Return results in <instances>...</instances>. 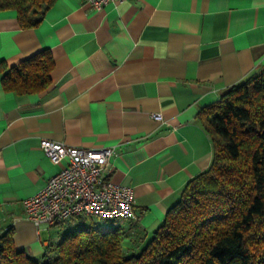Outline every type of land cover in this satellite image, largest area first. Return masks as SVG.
I'll list each match as a JSON object with an SVG mask.
<instances>
[{
    "label": "crops",
    "instance_id": "crops-1",
    "mask_svg": "<svg viewBox=\"0 0 264 264\" xmlns=\"http://www.w3.org/2000/svg\"><path fill=\"white\" fill-rule=\"evenodd\" d=\"M43 49L53 58L47 88L18 95L0 82V234L12 227L15 247L37 258L52 243L50 227L94 222L123 230L131 252L211 162L199 110L264 72V0H122L100 9L55 0L32 28L0 11V61L15 65ZM41 139L112 147L109 178L133 188L134 215L40 227L28 219L22 200L64 164L45 155Z\"/></svg>",
    "mask_w": 264,
    "mask_h": 264
},
{
    "label": "trees",
    "instance_id": "trees-1",
    "mask_svg": "<svg viewBox=\"0 0 264 264\" xmlns=\"http://www.w3.org/2000/svg\"><path fill=\"white\" fill-rule=\"evenodd\" d=\"M55 0H0L21 28L37 26ZM43 49L8 66L5 91L29 94L51 83ZM210 136L209 166L190 178L162 222L131 252L124 231L90 222L68 230L39 257L17 249L13 228L0 234V264H264V72L228 87L197 114Z\"/></svg>",
    "mask_w": 264,
    "mask_h": 264
},
{
    "label": "built area",
    "instance_id": "built-area-1",
    "mask_svg": "<svg viewBox=\"0 0 264 264\" xmlns=\"http://www.w3.org/2000/svg\"><path fill=\"white\" fill-rule=\"evenodd\" d=\"M100 9L110 1L85 0ZM161 119V113H153ZM40 148L53 162L61 165L45 185L22 200L26 217L37 226H52L75 217L103 220L127 219L134 215V192L128 185L109 178L112 147L88 149L41 139Z\"/></svg>",
    "mask_w": 264,
    "mask_h": 264
},
{
    "label": "rangeland",
    "instance_id": "rangeland-1",
    "mask_svg": "<svg viewBox=\"0 0 264 264\" xmlns=\"http://www.w3.org/2000/svg\"><path fill=\"white\" fill-rule=\"evenodd\" d=\"M92 219L96 220L97 218L93 217ZM63 226L66 227V225H61L60 224V225H57V226L50 227V229L48 228L49 229V234H50V240H51L52 244H56L57 242H59L60 239L62 238V236L69 230V229H64L65 227H63Z\"/></svg>",
    "mask_w": 264,
    "mask_h": 264
}]
</instances>
